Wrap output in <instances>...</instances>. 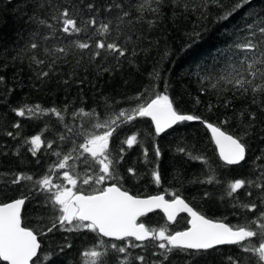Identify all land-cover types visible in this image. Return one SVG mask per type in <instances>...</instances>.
Returning <instances> with one entry per match:
<instances>
[{
  "label": "trees",
  "instance_id": "obj_1",
  "mask_svg": "<svg viewBox=\"0 0 264 264\" xmlns=\"http://www.w3.org/2000/svg\"><path fill=\"white\" fill-rule=\"evenodd\" d=\"M236 3L0 0V204L25 198L22 226L37 235L41 245L38 264H260L255 253L237 245L205 252L173 249L165 259L161 255L165 250L157 246L160 241L116 242L86 228L66 231L68 226L58 222L53 228L59 212L53 211L48 199L52 193L34 184L50 175L54 184L67 187L64 172L77 178L73 191L78 194L116 183L83 184L99 165L81 145L112 128L109 158L120 177L119 186L129 194L139 198L163 195L167 200L175 194L206 218L233 227L255 220L264 211V187H256L264 186V91H252L264 87L260 76L264 45L258 30L264 26V0H250L227 20L221 19ZM65 9L83 29L80 33H64L62 21L53 19ZM91 18L97 23L85 27L84 22ZM101 24L109 25L103 35L99 34ZM249 39L258 45L255 51L236 47ZM77 41L90 47L81 50L75 46ZM97 41L116 43L125 54L98 49ZM32 43L37 48L32 49ZM59 48L66 52L57 51ZM96 52L100 55H94ZM33 57L44 63L37 64ZM249 64H253L251 69ZM42 72L49 75L42 77ZM249 72H256V77ZM241 78L252 83L238 89L236 80ZM156 94L168 95L177 111L201 119L178 123L161 136L145 117L130 121L120 117L112 123L120 111L131 113ZM37 105L44 111H26L23 117L14 111ZM50 109L60 116L47 111ZM208 123L246 144L240 165L226 166L220 161L205 129ZM36 135L43 144L33 155L30 140ZM133 135L137 141L129 148L124 141ZM66 155L70 158L60 169L58 164ZM153 172L159 173V184ZM17 175H29L33 180L13 184ZM236 180L246 181L245 187L229 196V185ZM252 203L257 205L255 211L242 207ZM140 222L157 230L165 227L173 234L186 230L188 219L181 215L168 224L155 212ZM260 242V237H254L244 243L258 246ZM112 244L127 250L120 253ZM92 250L101 255H85ZM140 256L143 261L137 259Z\"/></svg>",
  "mask_w": 264,
  "mask_h": 264
},
{
  "label": "snow or ice",
  "instance_id": "obj_2",
  "mask_svg": "<svg viewBox=\"0 0 264 264\" xmlns=\"http://www.w3.org/2000/svg\"><path fill=\"white\" fill-rule=\"evenodd\" d=\"M250 3V0H237V3L223 16L221 19L227 20L233 12L239 10L244 5ZM93 6L88 5L91 9ZM119 7V5H115ZM128 15V13H124ZM53 19H59L62 21V31L67 34L80 33L83 29L77 25V21L70 17L67 9L63 10L60 15L53 16ZM44 23V21H40ZM97 23L95 18H91L84 22V26L95 25ZM264 23V21H262ZM51 27V26H50ZM252 28L253 25H248ZM259 33L261 34L260 44L264 45V26L259 27ZM109 31L108 24H101L99 28V34L103 35ZM252 36L256 33L252 32ZM36 43L31 44V48H37ZM75 46L81 50L88 49L90 45L86 42H75ZM236 47L246 51H255L258 48L256 43H253L251 39L247 40L243 44H237ZM96 48L105 49L112 52H118L120 56L125 53L121 50L116 43L105 44L103 41H97ZM57 51L64 53L65 48H59ZM94 55H100L96 52ZM264 56V51L261 52ZM37 64H43L42 60H35ZM255 63V62H254ZM253 64H249L248 68L251 69ZM42 77H47L48 72L39 73ZM249 75L256 77V72H249ZM261 78H264V72L260 73ZM3 78L0 77V80ZM251 84L252 81H245L241 78L236 80L238 89L243 88L245 83ZM264 91V87L252 89L253 93L256 91ZM247 92V89H244ZM255 99L253 103H255ZM41 110L39 105L35 108H20L16 111L18 116H25L27 113H35V111ZM60 116V112L56 109L47 110ZM83 113V109L80 110ZM139 117H150L151 121L155 125V132L157 134L163 132L167 128H171L173 125L184 122L200 120L201 118L193 115L182 114L173 106V101L168 95L156 94L153 99L144 104L139 105L133 109L131 113L126 111H120L113 124L116 123L120 117H124L130 121ZM254 119V116H253ZM96 127L101 125L97 124ZM19 127V125H16ZM207 128L212 133V139L214 140L218 150L219 158L225 165H239L245 160L247 146L242 142L239 137H234L225 133L219 127L213 126L211 123L207 124ZM115 129L109 128L103 135H92L87 139V142L81 147L84 152L89 153L93 158V161L99 165L98 171L94 176H87L83 179L84 185H105L106 181H117L111 183L105 187L95 188L89 194H78L73 191L77 188V178L68 172H64L63 180L72 185L71 188L63 187L59 184H54L50 175H45L41 179L34 182L41 189L51 192L49 201L52 203L53 211H58L59 215L53 222L52 227L55 228L57 222L61 227L67 225L66 231H80L81 229H88L91 232L97 233L102 237H112L116 240L123 241L128 237H134L136 241H160L157 245L160 249H164L165 252L161 253L165 259H167V253L173 249H194V250H206L211 249L215 245H237L242 247L246 252H253L258 256L260 264H264V211H260L259 216L252 221L246 222L243 225L230 226L226 223L214 221L206 218L201 213L195 211L190 207L184 199H181L178 195L173 194L174 198L169 201L164 198L163 195H155L148 198H139L129 194V192L119 186L118 182L120 177L115 173L114 161L109 158L108 144L109 138L112 136ZM12 135V133H9ZM137 141L135 135L129 137L124 141L131 148ZM31 148L29 151L33 155L38 152L43 144L40 135L33 136L30 140ZM51 145H49L50 147ZM157 154L158 151H157ZM59 155V153H57ZM69 156H64L63 161L58 164L60 169H64L69 160ZM129 173L134 175L132 169H128ZM155 183H160V175L158 172H153ZM22 180L32 181L33 177L29 175H17L11 182L18 184ZM251 183V182H248ZM246 181L236 180L229 185L228 195L232 196L237 193L238 190L245 187ZM256 187H264L257 184ZM55 191L52 192V189ZM251 195V193H248ZM264 203V198H262ZM25 204V198L15 199L8 203L0 204V262H6V264H38L40 257L38 256V250L41 248L38 242L37 235L34 231L28 227L22 226V208ZM243 208L249 211H255L257 205L255 203L242 205ZM154 209H162L166 214L169 221H175L177 214L186 212L191 217L189 223L191 227L186 231L175 232L169 234L165 227H160L158 230L155 228L146 227L145 223H138V218L145 216L147 213L152 212ZM251 225V226H250ZM252 226H255L259 231L254 230ZM52 229L50 228L49 231ZM260 237L261 242L258 246L246 245L244 242L251 240V238ZM139 246V245H136ZM111 247L116 251L123 253L126 252V247L112 244ZM86 256L96 258L101 255L100 252L92 250L85 253ZM35 258V259H34ZM138 260L143 261L144 257H137Z\"/></svg>",
  "mask_w": 264,
  "mask_h": 264
},
{
  "label": "water",
  "instance_id": "obj_3",
  "mask_svg": "<svg viewBox=\"0 0 264 264\" xmlns=\"http://www.w3.org/2000/svg\"><path fill=\"white\" fill-rule=\"evenodd\" d=\"M145 118H147L148 120H150V122L152 123V126H153V128H154V131H155V125H154V123L151 121V118L150 117H145ZM181 123V122H180ZM178 124V123H177ZM177 124H175V125H177ZM175 125H173L171 128H167V129H165L163 132H161V133H159V134H157L156 132V135H158V136H161V135H163L164 133H166L167 131H169V130H171ZM205 129L208 131V133H209V135H210V138H211V140H212V142H213V145H214V147H215V149H216V152H217V155H218V157H219V150H218V148H217V146H216V144H215V142H214V140L212 139V133H211V131L207 128V124L205 125ZM220 159V158H219ZM221 161V160H220ZM223 164H224V162L223 161H221ZM243 162V161H242ZM241 162V163H242ZM240 163V164H241ZM239 164V165H240ZM226 166H237V165H226ZM165 198V197H164ZM142 199H144V198H142ZM166 199V198H165ZM167 200V199H166ZM169 201H171V200H169ZM23 209V208H22ZM155 212H159V213H161L162 215H163V217H164V219L166 220V222L167 223H169V224H173L175 221H169L168 219H167V216H166V214L163 212V210L162 209H154L152 212H149V213H147L145 216H142V217H139L138 218V223H140V220L142 219V218H145V217H147V216H149V215H151V214H153V213H155ZM181 215H184V216H186L187 217V219H188V228L186 229V230H188L190 227H191V224L189 223V221L191 220V217L188 215V213H186V212H181V213H178L177 214V217H176V219L179 217V216H181ZM186 230H184V231H186ZM174 234V233H173ZM100 236V235H99ZM102 237V236H101ZM102 238H104V239H107V240H111V241H116V242H120L119 240H116L115 238H112V237H102ZM126 239H132V240H134V241H136L135 240V238L134 237H128V238H126ZM125 239V240H126ZM149 240H151V239H149ZM146 241H148V240H146ZM146 241H136V242H138V243H144V242H146ZM224 246H232V245H228V244H225V245H215L213 248H211V249H206V250H194V249H186V250H188V251H194V252H205V251H209V250H213V249H216V248H220V247H224ZM38 252H39V250H38ZM35 259V258H34ZM2 263H4V264H6V262H2Z\"/></svg>",
  "mask_w": 264,
  "mask_h": 264
},
{
  "label": "rangeland",
  "instance_id": "obj_4",
  "mask_svg": "<svg viewBox=\"0 0 264 264\" xmlns=\"http://www.w3.org/2000/svg\"><path fill=\"white\" fill-rule=\"evenodd\" d=\"M68 188H71L72 187V185H70V184H68V186H67Z\"/></svg>",
  "mask_w": 264,
  "mask_h": 264
}]
</instances>
